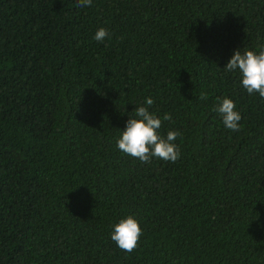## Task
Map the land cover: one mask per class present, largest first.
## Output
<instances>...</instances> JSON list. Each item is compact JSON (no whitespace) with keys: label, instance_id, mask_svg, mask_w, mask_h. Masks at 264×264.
I'll return each instance as SVG.
<instances>
[{"label":"trees","instance_id":"obj_1","mask_svg":"<svg viewBox=\"0 0 264 264\" xmlns=\"http://www.w3.org/2000/svg\"><path fill=\"white\" fill-rule=\"evenodd\" d=\"M245 49L264 0H0V264H264V99L224 69ZM147 97L175 163L117 148ZM128 215L131 253L111 240Z\"/></svg>","mask_w":264,"mask_h":264},{"label":"clouds","instance_id":"obj_2","mask_svg":"<svg viewBox=\"0 0 264 264\" xmlns=\"http://www.w3.org/2000/svg\"><path fill=\"white\" fill-rule=\"evenodd\" d=\"M93 0H77V6L87 8L92 5ZM110 38L107 29L101 27L94 35V39L103 42ZM225 71H239L241 84L248 94H258L264 99V50L259 52L251 49L236 50L228 61ZM206 99L205 94L199 97ZM155 104L152 97H147L145 104L137 106L134 115L126 123L117 140V148L126 156H130L143 163L151 162L152 158L175 163L181 158V151L175 141L182 137L179 130H169L166 136L162 135L160 129L164 121H171V113H165L162 117L150 111ZM222 117L224 126L232 131L242 130L240 121L242 114L236 109L235 102L224 97L213 109ZM143 236V229L139 221L132 215L122 218L113 226L111 240L116 246L127 253L137 250L140 246V239Z\"/></svg>","mask_w":264,"mask_h":264}]
</instances>
